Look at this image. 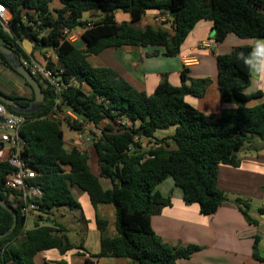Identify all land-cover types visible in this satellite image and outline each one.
<instances>
[{"label":"trees","instance_id":"16d2710c","mask_svg":"<svg viewBox=\"0 0 264 264\" xmlns=\"http://www.w3.org/2000/svg\"><path fill=\"white\" fill-rule=\"evenodd\" d=\"M55 1L0 0L12 14L9 30L0 20V44L11 48L20 58H33L39 63L44 54L37 59L28 55L22 45L24 40L44 50H54L59 63H50L49 67L59 73L63 84L57 95L36 77L45 99L42 107L32 113H19L0 101L11 113L26 120L20 133L25 142L23 157L37 173L34 184L44 193L40 214L33 218V228L27 229L20 203L14 207L10 202L12 192L5 188L13 168L8 160L0 161L1 197L18 213L13 233L0 238V264H38L36 258L40 253L56 251L64 256L83 248V240L79 245L71 242L68 227L56 216L57 210L66 208L80 213L84 219L82 206L71 190L75 187L87 194L95 210V224L101 233V251L94 256L97 259H125L128 264H178L200 250L194 245L173 248L153 230L151 219L156 207L171 205L170 198L156 191L169 177L183 190L184 202L198 204L202 214L213 215L230 203L239 208L248 223L255 224L247 200H230L219 188V166L239 167L243 150L257 153L262 149L258 143L264 142V103L225 108L218 115L206 114L189 104L186 97H204L210 78H191L185 68L180 86L171 84L165 74L149 95L111 68L93 67L89 58L124 46L162 48L165 57H176L201 21L213 23L217 43L224 42L230 34L264 40V0H59L61 7L52 8ZM117 11L131 14L133 23H118ZM149 12L167 16L170 28L139 27L137 24ZM65 28L84 29L81 39L85 49L66 39L62 31ZM254 56L253 47L240 46L217 57L224 103L235 100L246 104L263 97L261 91L246 93L251 85ZM0 65L23 79L32 96L1 90L0 93L23 107L33 106V89L1 53ZM67 111L76 119L60 120L59 115ZM120 119L129 126L121 127ZM105 121L108 123L103 135L93 143L100 168L97 177L87 151L66 148L62 127L65 124L79 132L84 123L99 128ZM171 130V134H164ZM136 138L142 143H137ZM63 166H70L71 171L65 172ZM100 178L109 179L112 189L105 190ZM100 206L114 208V235L109 233V221L98 212ZM46 221L53 224L47 225ZM13 222V216L0 206V235ZM253 257L263 260L258 238ZM55 264L68 262L59 260Z\"/></svg>","mask_w":264,"mask_h":264},{"label":"crops","instance_id":"0c3cea01","mask_svg":"<svg viewBox=\"0 0 264 264\" xmlns=\"http://www.w3.org/2000/svg\"><path fill=\"white\" fill-rule=\"evenodd\" d=\"M8 16L10 19L12 18L10 11ZM116 20L118 23H133L132 15L121 11L116 12ZM137 25L142 28L153 25L169 29L171 23L167 16L149 12L142 17ZM75 45L79 49H85L82 39ZM240 46H251L255 51V56L251 60V85L246 93L253 94L261 91L263 97L246 104L235 100L224 103L218 81L217 57L229 54ZM42 51V48L39 49L38 54L35 55L36 59L39 58ZM25 52L31 55L30 51L25 50ZM163 52L162 48L157 47L124 46L118 49H107L100 55L91 56L89 62L93 67L113 69L137 90L151 95L165 74H168L171 84L180 86L181 72L186 68L183 58L196 57L199 60L198 63L186 68L189 70V76L194 79H211L204 97H186V101L199 111L218 115L225 108H236L239 105L254 107L264 103V40L242 39L235 34H230L224 42L217 43L213 23L201 21L182 45L181 53L178 56L165 57ZM8 94L18 95L13 90ZM107 123L105 121L101 125ZM65 127L73 131L63 124L62 128ZM69 144L66 142L65 135L66 148ZM258 145L262 149L257 153L249 150L242 152V161L239 167L224 164L219 166V188L228 195L230 200L236 198L247 200L251 206L250 217L255 221V224L248 223L239 208L230 203L222 205L213 215L202 214L198 204L187 205L184 202L183 190L175 184L171 177L157 186L156 191L164 198H170L171 205L161 207L159 214L152 216L151 224L154 232L163 243L173 248L191 245L200 248L191 258L181 259L178 264H264V142L258 143ZM76 148L88 152L92 172L99 177L100 168L94 145L78 144ZM93 149L96 160L91 152ZM9 154V146L0 145V161L8 160ZM63 168L67 173L71 171L70 166H63ZM103 188L105 187L103 186ZM106 189L109 190V188ZM78 197L83 198V194H78ZM89 204L95 228L92 229L93 231L91 230L93 233L91 237L90 232L88 233L86 244L85 241L83 242V248L75 249L64 256L56 251L40 253L36 258L38 264H55L59 260H66L68 264H128L125 259H97L94 257L101 251V233L96 227L95 210L90 200ZM61 209L57 210V217L58 214L60 215ZM98 212L101 217L109 221L110 227L115 228V211L112 206H100ZM109 233L114 235L115 229H109ZM256 238H258V250L262 261L253 257Z\"/></svg>","mask_w":264,"mask_h":264},{"label":"built area","instance_id":"2783aa9c","mask_svg":"<svg viewBox=\"0 0 264 264\" xmlns=\"http://www.w3.org/2000/svg\"><path fill=\"white\" fill-rule=\"evenodd\" d=\"M9 10L0 4V20L6 30H9V21L11 20L8 16ZM63 34L68 41L76 44L81 39V35L84 29L79 28L76 30L63 29ZM42 63L37 60L30 58L24 59L23 66L35 77H39L43 83L59 95L63 90V84L58 76L59 73L53 71L50 67V63H59V58L54 50H48L44 54ZM196 57H185L183 58V64L186 68L194 66L198 63ZM55 117V116H54ZM72 117L75 115L67 111L59 115L60 120L64 118ZM56 119L58 117H55ZM25 118L11 113L3 104L0 103V145H8L10 154L8 161L13 168L12 173L7 177L5 181V188L12 192L10 202L15 206L20 203L21 213L26 218V227L30 219L40 214V203L43 199L44 193L42 189L34 184V180L37 178V173L27 162L26 158L23 157L25 148V142L21 137V130L25 123ZM118 124L121 127L129 126L126 120L120 119ZM105 125H100L99 128L93 127L91 124L84 123L82 130L76 132L77 142L71 141V145L76 147L78 144L91 145L96 139L103 135ZM137 143H142V140L136 138Z\"/></svg>","mask_w":264,"mask_h":264},{"label":"rangeland","instance_id":"374dc122","mask_svg":"<svg viewBox=\"0 0 264 264\" xmlns=\"http://www.w3.org/2000/svg\"><path fill=\"white\" fill-rule=\"evenodd\" d=\"M51 6H52V8H59V7H61V3L59 0H56ZM22 45H23L24 50L30 51L31 54H33L34 56L36 54H38L39 49H41V47L35 45V43H33L30 40H24ZM47 52H48V50L43 49L42 54H46ZM0 90L3 91L4 93H8L9 91L13 90L14 92H16L18 94V96H25V97H31L32 96V91L28 86H26L24 80L21 79L19 76H17L12 71L2 68L1 65H0ZM64 130H65V135H66V142L70 143L71 140H74L75 142H77L76 132L70 131L66 127L63 129V131ZM171 131H167L164 134H169V132H171ZM68 134H70V135H68ZM68 136H69V138H68ZM67 148L68 149L73 148L71 143L67 146ZM244 151H246V150H243L242 152H244ZM91 152L94 155V159L96 160L95 150L93 149ZM242 152H241V154H242ZM101 182L105 188H109V189L112 188V183L109 179L102 178ZM71 190H72V193L75 196V198L79 201V203L82 206L84 219H82V216L80 213L70 211L66 208L61 209V211H60L61 213H60V215L58 214L57 219L60 222H63L68 227L69 238H70L72 243L78 245L83 240V241H85V244H86V238L89 235L88 233L90 232V237H91L93 235L92 229L95 228L94 227L95 225H94L93 213L90 210L91 207H89L90 204H89V199H88L87 194H85L84 192H82L81 190H79L76 187L72 188ZM78 194H83V198L78 197ZM45 223L47 225L53 224L52 221H46ZM33 224H34V220L30 219L28 222V225H27V229H32ZM92 224H93V227H92ZM110 229H115V228L110 227ZM88 249H90V248L88 247Z\"/></svg>","mask_w":264,"mask_h":264},{"label":"water","instance_id":"95a60500","mask_svg":"<svg viewBox=\"0 0 264 264\" xmlns=\"http://www.w3.org/2000/svg\"><path fill=\"white\" fill-rule=\"evenodd\" d=\"M88 15V13H86ZM27 42V41H26ZM0 53L5 56V58L9 61L11 66L27 81V83L30 85V87L33 89L34 94H35V100L33 103V106L30 107H23L21 106L18 102H16L14 99L9 98L2 93H0V101L4 103L6 106L13 107L17 112L19 113H32L37 110H39L45 99V94L43 91V88L41 84L37 81L36 77L32 75L24 66H23V58L18 57L15 52L5 46L0 44ZM188 85H191V82H188ZM3 192V189L0 184V206L8 211L12 216H13V225L12 227L4 234L0 235V238L6 237L13 233L15 228L17 227L18 224V213L15 210V208L1 197V193ZM5 195H8V192H4ZM159 206L156 207L155 215H158L160 212Z\"/></svg>","mask_w":264,"mask_h":264}]
</instances>
